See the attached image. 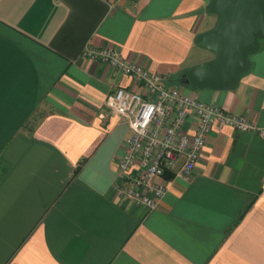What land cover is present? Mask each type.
Instances as JSON below:
<instances>
[{
    "label": "crops",
    "instance_id": "0c3cea01",
    "mask_svg": "<svg viewBox=\"0 0 264 264\" xmlns=\"http://www.w3.org/2000/svg\"><path fill=\"white\" fill-rule=\"evenodd\" d=\"M210 1L0 0V264H264V137L214 125L155 209L133 203L115 189L128 123L104 103L140 88L82 56L115 48L264 130V45L232 89L172 80L212 58Z\"/></svg>",
    "mask_w": 264,
    "mask_h": 264
},
{
    "label": "built area",
    "instance_id": "2783aa9c",
    "mask_svg": "<svg viewBox=\"0 0 264 264\" xmlns=\"http://www.w3.org/2000/svg\"><path fill=\"white\" fill-rule=\"evenodd\" d=\"M129 3L132 0H125ZM83 58L109 65L130 77L140 88L133 92L118 88L105 97V107L126 119L129 136L117 163V193L147 209H155L168 187L165 174L181 161L176 177L186 179L195 169L205 147V138L216 124L238 132L264 130L246 117L203 103L167 79L122 57L115 48L92 49Z\"/></svg>",
    "mask_w": 264,
    "mask_h": 264
},
{
    "label": "water",
    "instance_id": "95a60500",
    "mask_svg": "<svg viewBox=\"0 0 264 264\" xmlns=\"http://www.w3.org/2000/svg\"><path fill=\"white\" fill-rule=\"evenodd\" d=\"M206 11L213 26L197 35L198 48L210 60L183 72V84L195 90L232 89L247 72L249 56L264 44V0H211Z\"/></svg>",
    "mask_w": 264,
    "mask_h": 264
},
{
    "label": "trees",
    "instance_id": "16d2710c",
    "mask_svg": "<svg viewBox=\"0 0 264 264\" xmlns=\"http://www.w3.org/2000/svg\"><path fill=\"white\" fill-rule=\"evenodd\" d=\"M261 45H264L261 41H260ZM183 73L181 74H178L174 77L173 82L176 83V84H179V85H183V82H184V78H183ZM244 74L240 75L239 79L243 76ZM236 86V85H235Z\"/></svg>",
    "mask_w": 264,
    "mask_h": 264
}]
</instances>
